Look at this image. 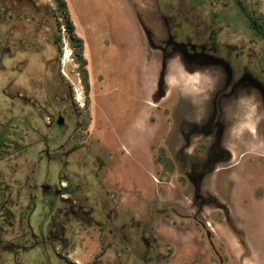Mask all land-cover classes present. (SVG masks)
<instances>
[{"label":"rangeland","instance_id":"rangeland-1","mask_svg":"<svg viewBox=\"0 0 264 264\" xmlns=\"http://www.w3.org/2000/svg\"><path fill=\"white\" fill-rule=\"evenodd\" d=\"M240 1L264 28V0ZM66 2L83 40L85 67L59 28L54 0H0V15L7 8L9 20L0 18V40L11 35L10 55L0 54V118L12 117L24 148L0 171L13 175L14 191H28L33 227L42 217L33 210L41 185L65 177L64 185L78 188L93 207L92 221L65 223L70 247L57 245L77 264H264L263 97L240 86L222 99L221 147L232 159L215 163L207 149L214 140L195 126L213 113L229 71L213 61L189 63L181 46L171 54L162 50L169 34L181 44L214 33L217 42L234 45L243 35L250 42L254 33L239 5ZM209 47L223 52L213 41ZM244 54L246 62L259 61L264 43ZM250 71L264 81L262 71ZM6 92L24 94L27 103L14 99L9 114ZM59 114L65 129L57 125ZM47 150L66 155L64 162L48 163ZM106 218L108 226L100 228Z\"/></svg>","mask_w":264,"mask_h":264},{"label":"flooded vegetation","instance_id":"flooded-vegetation-1","mask_svg":"<svg viewBox=\"0 0 264 264\" xmlns=\"http://www.w3.org/2000/svg\"><path fill=\"white\" fill-rule=\"evenodd\" d=\"M239 5L244 19L251 27L254 36L250 37V42L247 43V35H243V41L230 45L224 41H214L217 35L214 33L209 39L202 37L201 42L186 41V43H178L174 37L169 34L164 39V53L171 54L174 47H183V54L189 63L205 65L213 61L218 67H223L229 71V77L226 80L225 87L222 91L218 92L214 99V111L202 125L195 126L196 129L201 130V135L206 139L214 140L211 146L208 147L210 157L213 162H220L225 159L224 151L221 147V140L224 136L225 126L221 122L220 101L223 98L232 95L233 91L240 86H249L259 92L264 101V81L260 77L253 75L250 71L251 66L257 70L262 71L264 75V57L260 58L257 62H246L247 54L250 46L264 43V28L263 24L243 6L240 0H233ZM225 4V3H224ZM226 5V4H225ZM8 9L0 15L5 24L8 20ZM225 21V20H222ZM220 24V22H219ZM222 31V30H221ZM150 34V33H149ZM150 43H153L151 35ZM214 42L218 48L223 50L222 54L217 51H209L211 42ZM154 42V47L156 46ZM214 46V44L212 43ZM247 47V48H246ZM239 50V52H237ZM11 53V35L4 36V40H0V54L10 55ZM215 53V54H214ZM235 53H237L235 55ZM234 54V57H233ZM250 53H248L249 55ZM245 60H244V59ZM240 69L241 75L238 78L234 77V70ZM7 88V87H6ZM8 88H11V84ZM14 99L27 103V98L24 94H5V102L9 107V114L12 113ZM63 117L64 124L59 125V119ZM57 125L61 129H65L66 118L63 114H59ZM21 134L14 129L12 117L1 119L0 118V165L5 162H10L13 158V152L16 154L20 150ZM22 138V137H21ZM24 148L20 151L23 152ZM63 152V150H60ZM44 151H41L43 155ZM66 155H52L49 150L46 151L47 162L53 160L64 162ZM65 171V170H64ZM13 175H8L0 171V264H77L75 261L69 259V255L63 254L57 245H61L63 251L70 247V243L66 238V225L67 222L81 221L86 219L92 221L93 207L90 199L82 196L81 191L71 189L69 185H64L65 177L59 179L58 183L51 184L45 182L41 185V202H34L33 210L39 209L42 211L41 221L33 227L29 219V196L26 190L17 192L14 191L12 186L8 184ZM69 181V180H68ZM45 186V188H44ZM24 194V195H23ZM39 205V206H38ZM41 205V207H40ZM100 208L101 204H99ZM32 210V211H33ZM32 211L30 213H32ZM108 219H104V223H100V228L103 225L108 226ZM114 222V221H112ZM96 223L98 221L96 220ZM116 223V222H115ZM31 235V238H29ZM118 239H116V242ZM30 242V243H29ZM35 253L38 259L33 261L29 259V255Z\"/></svg>","mask_w":264,"mask_h":264},{"label":"trees","instance_id":"trees-1","mask_svg":"<svg viewBox=\"0 0 264 264\" xmlns=\"http://www.w3.org/2000/svg\"><path fill=\"white\" fill-rule=\"evenodd\" d=\"M54 2L57 4L58 9L60 10L61 13V18L63 20V23H59V28H64L66 29V31L68 32L69 36H70V41L72 43V46L76 49L77 51V58H78V62L85 67L87 62L86 59L84 57V44H83V40L78 37V35L75 32V25L71 19V15H70V11L67 5L66 0H54ZM64 26V27H63ZM84 82H85V86L87 89H89V80H88V74L87 71H85L84 73ZM229 155H227V157H225L224 160H229Z\"/></svg>","mask_w":264,"mask_h":264},{"label":"crops","instance_id":"crops-1","mask_svg":"<svg viewBox=\"0 0 264 264\" xmlns=\"http://www.w3.org/2000/svg\"><path fill=\"white\" fill-rule=\"evenodd\" d=\"M146 37L148 38V43L150 44V37H149V34H148V32H147V34H146ZM151 45V44H150ZM220 108L222 109V111H221V113L223 114V111H224V108H223V101H220ZM225 133V132H224ZM222 141V140H221ZM222 144V143H221ZM224 150V149H223ZM229 154V160H231L232 159V154L229 152L228 153ZM228 160V161H229Z\"/></svg>","mask_w":264,"mask_h":264},{"label":"water","instance_id":"water-1","mask_svg":"<svg viewBox=\"0 0 264 264\" xmlns=\"http://www.w3.org/2000/svg\"><path fill=\"white\" fill-rule=\"evenodd\" d=\"M58 124H59V125H63V124H64V119H63V117H61V118L59 119ZM44 188H45V186H44Z\"/></svg>","mask_w":264,"mask_h":264},{"label":"bare ground","instance_id":"bare-ground-1","mask_svg":"<svg viewBox=\"0 0 264 264\" xmlns=\"http://www.w3.org/2000/svg\"><path fill=\"white\" fill-rule=\"evenodd\" d=\"M66 52V51H65Z\"/></svg>","mask_w":264,"mask_h":264}]
</instances>
